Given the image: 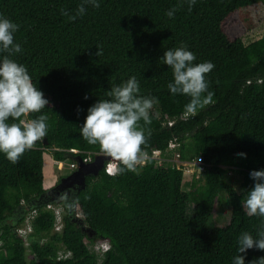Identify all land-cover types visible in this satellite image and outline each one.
<instances>
[{"label":"trees","instance_id":"trees-1","mask_svg":"<svg viewBox=\"0 0 264 264\" xmlns=\"http://www.w3.org/2000/svg\"><path fill=\"white\" fill-rule=\"evenodd\" d=\"M97 2L99 8L87 5L85 14L72 21L60 10L75 15L81 0H0V15L19 25L14 37L22 52L10 58L27 68L49 101L40 113L21 117L46 115V136L17 164L0 153V264H232L240 234L256 237L264 221L242 208L254 184L250 171L264 170V36L246 44L228 19L264 0H196L191 11L186 0ZM174 7L178 10L169 18L166 12ZM181 44L195 54L193 63L215 65L206 74L214 102L187 117L184 105L190 98L171 94L172 70L161 60L166 50ZM98 48L102 55L96 56ZM4 55L0 52V59ZM132 76L139 95L158 100L151 123L140 122L147 137L141 149H165L175 140L171 155L202 156L203 172L192 175L184 191L185 173L171 163L159 166L148 158L138 172L125 169L115 175L102 168L98 175H87L86 186L75 194L82 217L65 206L62 229L55 230L54 211L38 198L56 183L46 175L51 159L101 152L79 128L90 106L110 99L105 92ZM187 139L193 141L189 154ZM118 167L124 166L119 162ZM229 170L241 175L239 188L227 181ZM222 191L230 198L228 222L210 226ZM28 207H36L37 215L25 245L15 230ZM96 242H108L109 248L96 251ZM60 249L70 254L58 257ZM241 255L249 264L264 251Z\"/></svg>","mask_w":264,"mask_h":264},{"label":"clouds","instance_id":"clouds-1","mask_svg":"<svg viewBox=\"0 0 264 264\" xmlns=\"http://www.w3.org/2000/svg\"><path fill=\"white\" fill-rule=\"evenodd\" d=\"M186 2L189 11H191L196 0H186ZM87 5L94 8L100 7L97 0H81L75 15H70L64 9L60 11L62 15L74 21L78 16L85 14ZM177 10L174 7L168 10L166 15L173 18ZM18 29V24L0 15V52L7 54L0 59V153H4L12 164L19 163L21 155L31 149L36 141L46 136L48 127L46 115H39L35 119H21V117H28L32 113H40L42 109L46 108L49 101L32 82L27 68L10 58L12 55L22 52L21 45L15 43L14 34ZM95 55H102V48H98ZM161 60L172 70L173 80L167 85L171 94L190 98L189 102L184 105L186 114L195 115L199 110L214 102V93L209 90L206 80V74L215 67L212 62L193 63L196 56L184 44L166 50ZM139 92V82L135 76L130 77L121 85H114L105 92V95L110 99L98 100L87 109L84 123L79 128L83 139L90 145H98L102 152L95 153L92 158L94 159L96 154H103L113 162L109 164L108 168L110 175L122 173L125 169L135 170V165L140 160L141 146L147 142L145 130L140 122L143 121L145 125L151 123L150 112L158 100L156 97L141 96ZM77 111L79 112V109ZM9 118L18 122L8 123ZM238 155L246 158L244 153ZM76 156L79 155H69L68 157L76 162L75 169L78 165ZM68 158L62 161L65 162ZM115 162H120L124 167H118ZM104 165L105 162L102 168ZM249 176L254 184L247 191L242 208L250 217L264 218V170H252ZM43 202L46 206L51 205V203H46L51 202L49 200ZM33 208L28 207L27 212ZM50 209L54 211L55 215V209L53 207ZM75 216L80 217L78 213H75ZM54 229L56 230L55 225ZM249 249L264 251V221H262L256 237H253L249 232L240 234L238 255L233 258L232 264H245L244 255L241 254L246 253ZM59 254L61 257H65L70 254V251ZM249 264H264V256L250 261Z\"/></svg>","mask_w":264,"mask_h":264},{"label":"rangeland","instance_id":"rangeland-1","mask_svg":"<svg viewBox=\"0 0 264 264\" xmlns=\"http://www.w3.org/2000/svg\"><path fill=\"white\" fill-rule=\"evenodd\" d=\"M229 25L238 32L242 38L244 43H249L257 38L264 36V4L258 3L255 5H249L242 8L239 12H235L229 19ZM193 141L191 139H187L185 143V152L189 154V152H194L191 149ZM71 158V157H70ZM73 161L68 158L65 162L54 161L51 163V169L48 171L49 166L47 167L48 172L46 175L50 173L52 179L54 181L59 180L63 176L72 172L75 168H71L69 163ZM189 172V171H188ZM190 173V172H189ZM191 174V173H190ZM190 174H185L183 190L188 191L190 187V183L193 181ZM193 177H196V174H199L197 170L193 171ZM201 175V174H200ZM226 179L229 183L234 185L235 187H240L241 175L235 170H229L226 172ZM245 199V198H244ZM53 202V203H52ZM46 202L51 203V207H53L56 212H59V215L62 216L65 212L63 208V204L57 201ZM217 209L214 214L210 217L209 225L214 226L218 224H226L228 222V218L231 213V205L230 198L226 191H222L219 196ZM78 205H75L74 212L78 213L80 217H82L81 211L77 208ZM194 205L189 202L187 207V212L191 214L193 212ZM62 224H60L61 226ZM61 229V227H57L56 230ZM59 229V230H60ZM91 247V244H90ZM30 248H27V253L29 255ZM59 253H64L63 249H60ZM58 253V254H59Z\"/></svg>","mask_w":264,"mask_h":264},{"label":"built area","instance_id":"built-area-1","mask_svg":"<svg viewBox=\"0 0 264 264\" xmlns=\"http://www.w3.org/2000/svg\"><path fill=\"white\" fill-rule=\"evenodd\" d=\"M188 115L191 114H186V112L183 113V116L187 117ZM178 146V143L175 140H170L168 142V145L166 146L165 149H160V148H153L150 152L148 151H141V156H140V160L139 162L135 165V171H139L142 167V165H144L147 161L148 158H152L156 161V163L159 166H167L169 163H171L172 165H176L177 167H181L184 171L185 174H190L191 176L194 175L192 174L194 170H197L199 174H196V177H198L200 174H202L203 169H204V162H203V158L200 155H196L194 157H192L191 159H180L179 158V154L176 153L175 156H172L171 153L173 152V150ZM71 151L73 152H77V149H71ZM92 159V155L89 152L87 156L83 157V161L84 162H88ZM105 165H104V170L106 173L109 174L108 168H109V164L113 163L110 158H107L104 160ZM118 166L119 162H115ZM71 168H74L76 166V162L75 161H71L69 163ZM190 173H189V172ZM48 208L51 207L50 204L47 205ZM37 214V209L33 208L31 209L29 212H26L24 220L20 223V225L17 226L16 228V233L20 236L23 237L24 241H25V245L29 244V236H30V232L32 230V224H33V220L35 218V215ZM55 228L57 227H61V216L59 215V212H56L55 210ZM60 229V228H59ZM58 229V230H59ZM93 248L96 251H105L106 249L109 248V244L106 242H96L95 244H93ZM58 257H61V255L59 254Z\"/></svg>","mask_w":264,"mask_h":264},{"label":"water","instance_id":"water-1","mask_svg":"<svg viewBox=\"0 0 264 264\" xmlns=\"http://www.w3.org/2000/svg\"><path fill=\"white\" fill-rule=\"evenodd\" d=\"M46 142V139H45ZM108 157L103 154H96L94 159L90 162H84L81 156H76L77 160V168L72 172L61 178V182L69 181L68 184L73 185L74 183L78 184L77 190H80L86 186L85 177L87 175H98L99 171L102 169L103 162ZM75 185V184H74ZM76 187V185H75ZM42 196V194H41ZM82 230L88 231L89 235H91V229L89 227H82Z\"/></svg>","mask_w":264,"mask_h":264},{"label":"flooded vegetation","instance_id":"flooded-vegetation-1","mask_svg":"<svg viewBox=\"0 0 264 264\" xmlns=\"http://www.w3.org/2000/svg\"><path fill=\"white\" fill-rule=\"evenodd\" d=\"M93 160V158H92ZM104 164V162H103ZM69 181L61 182V178L59 180H56V183L47 188L44 193H42V196L39 198L41 201H57L59 203L63 204V208L65 206L69 207L68 211L70 213L74 212L75 208V194L77 193V186L78 184L74 183L76 185H70L68 184ZM41 195V194H40ZM76 212H74L75 214Z\"/></svg>","mask_w":264,"mask_h":264},{"label":"crops","instance_id":"crops-1","mask_svg":"<svg viewBox=\"0 0 264 264\" xmlns=\"http://www.w3.org/2000/svg\"><path fill=\"white\" fill-rule=\"evenodd\" d=\"M54 161H55L54 159H51V163H52V162L54 163ZM50 165H51V164H50Z\"/></svg>","mask_w":264,"mask_h":264}]
</instances>
